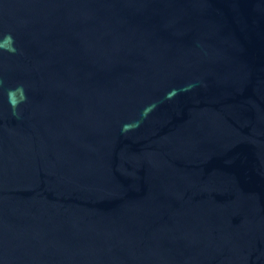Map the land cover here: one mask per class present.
Here are the masks:
<instances>
[{
	"label": "water",
	"instance_id": "95a60500",
	"mask_svg": "<svg viewBox=\"0 0 264 264\" xmlns=\"http://www.w3.org/2000/svg\"><path fill=\"white\" fill-rule=\"evenodd\" d=\"M0 264H264V0H0Z\"/></svg>",
	"mask_w": 264,
	"mask_h": 264
}]
</instances>
